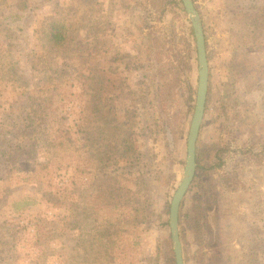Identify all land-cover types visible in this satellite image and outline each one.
<instances>
[{
  "label": "rangeland",
  "instance_id": "1",
  "mask_svg": "<svg viewBox=\"0 0 264 264\" xmlns=\"http://www.w3.org/2000/svg\"><path fill=\"white\" fill-rule=\"evenodd\" d=\"M193 3L208 87L183 264H264V0ZM197 76L182 5L0 0V264H174Z\"/></svg>",
  "mask_w": 264,
  "mask_h": 264
},
{
  "label": "water",
  "instance_id": "2",
  "mask_svg": "<svg viewBox=\"0 0 264 264\" xmlns=\"http://www.w3.org/2000/svg\"><path fill=\"white\" fill-rule=\"evenodd\" d=\"M183 9L191 25L195 40L197 58V85L192 116L186 137V154L183 175L177 185L168 207V228L172 243L174 264H183L182 245L179 236V207L181 200L190 185L196 168V139L204 114L208 87V62L205 39L200 15L193 0H181Z\"/></svg>",
  "mask_w": 264,
  "mask_h": 264
},
{
  "label": "trees",
  "instance_id": "3",
  "mask_svg": "<svg viewBox=\"0 0 264 264\" xmlns=\"http://www.w3.org/2000/svg\"><path fill=\"white\" fill-rule=\"evenodd\" d=\"M174 5H182L181 0H169ZM46 40L54 46L63 44L68 39V28L64 21L51 20L45 30ZM120 140V141H119ZM122 146L125 152L130 148V142L127 143L118 137L116 140V147ZM180 209V207H179Z\"/></svg>",
  "mask_w": 264,
  "mask_h": 264
}]
</instances>
